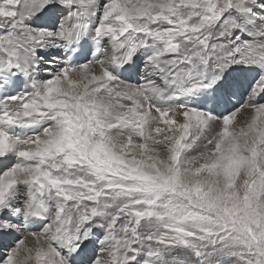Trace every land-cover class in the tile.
<instances>
[{"label": "snow or ice", "instance_id": "obj_1", "mask_svg": "<svg viewBox=\"0 0 264 264\" xmlns=\"http://www.w3.org/2000/svg\"><path fill=\"white\" fill-rule=\"evenodd\" d=\"M0 264H264V0H0Z\"/></svg>", "mask_w": 264, "mask_h": 264}]
</instances>
